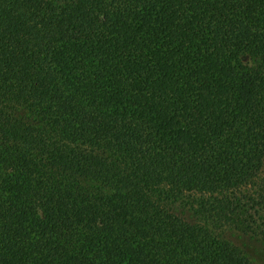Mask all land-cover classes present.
I'll use <instances>...</instances> for the list:
<instances>
[{
	"label": "trees",
	"instance_id": "trees-1",
	"mask_svg": "<svg viewBox=\"0 0 264 264\" xmlns=\"http://www.w3.org/2000/svg\"><path fill=\"white\" fill-rule=\"evenodd\" d=\"M0 264H264V0H0Z\"/></svg>",
	"mask_w": 264,
	"mask_h": 264
}]
</instances>
